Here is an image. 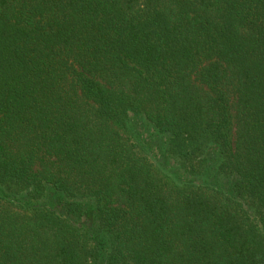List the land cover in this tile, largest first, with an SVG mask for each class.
<instances>
[{"label": "trees", "instance_id": "trees-1", "mask_svg": "<svg viewBox=\"0 0 264 264\" xmlns=\"http://www.w3.org/2000/svg\"><path fill=\"white\" fill-rule=\"evenodd\" d=\"M0 264H264V0H0Z\"/></svg>", "mask_w": 264, "mask_h": 264}, {"label": "rangeland", "instance_id": "rangeland-1", "mask_svg": "<svg viewBox=\"0 0 264 264\" xmlns=\"http://www.w3.org/2000/svg\"><path fill=\"white\" fill-rule=\"evenodd\" d=\"M138 118L141 119V117H138ZM137 125H140L138 120H137L135 126H137ZM142 126L143 125L138 127V129H139L138 132L141 133V135H142L141 139L146 141V143L148 144V149H150V151L152 153V156L158 155L160 157L159 151H162V149H160L161 147H159L155 143L154 135L152 137L151 132L147 131L146 129H143ZM161 157L165 158L163 153H162ZM166 161H167V166L164 167V170L172 172L174 174V177H175L176 180L179 178L182 182H186L187 178H186V174H184V169L181 166V162L180 161H174L172 158H169V159L167 158ZM176 182L179 183V181H176ZM45 200L49 204H52V202H53L51 197H47V198H45ZM95 225H96L95 222L86 224V226H88V228H90V229H94ZM91 234H93V235H103V236L106 235L105 233H91ZM104 239L107 240V238H104ZM109 242L110 241L105 242V246L108 247V248L110 246Z\"/></svg>", "mask_w": 264, "mask_h": 264}]
</instances>
